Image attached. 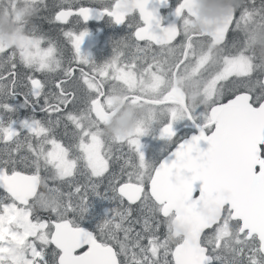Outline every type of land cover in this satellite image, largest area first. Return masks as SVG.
I'll use <instances>...</instances> for the list:
<instances>
[{
    "label": "snow or ice",
    "instance_id": "1",
    "mask_svg": "<svg viewBox=\"0 0 264 264\" xmlns=\"http://www.w3.org/2000/svg\"><path fill=\"white\" fill-rule=\"evenodd\" d=\"M150 4L59 0L56 41L33 22L45 0H0L20 31L16 45L0 43V264H264V0H238L208 36L189 30L194 0H178L167 26L158 8L168 0ZM93 15L130 30L102 65L81 53L87 30H75ZM185 80L202 85L203 105L185 102ZM117 99L149 112L111 135ZM21 107L32 115L18 117ZM179 121L196 133L174 140ZM154 123L175 144L158 165L140 140ZM105 179L110 196L98 191ZM90 194L116 204L95 232L78 224ZM217 196L219 216L207 222L198 210ZM173 218L190 222L185 237L173 239Z\"/></svg>",
    "mask_w": 264,
    "mask_h": 264
},
{
    "label": "flooded vegetation",
    "instance_id": "2",
    "mask_svg": "<svg viewBox=\"0 0 264 264\" xmlns=\"http://www.w3.org/2000/svg\"><path fill=\"white\" fill-rule=\"evenodd\" d=\"M92 1H90V0H82V3L85 6H91V5L94 4V0H92ZM260 2H261V0H257V4H259ZM177 3H178V0H168V6L167 7H159L158 8V14L162 18L161 19V23H162L163 26H166L171 21L172 22L175 21V18L172 15V12L174 11V8L177 5ZM237 3H238V0H195L194 1L193 11L197 10L199 8L215 7V8H226L232 14L233 8H234V6ZM0 7H3V6L0 5ZM53 13H52V15H53ZM2 14H3L2 11H0V43L4 44V42L6 40V37H7L6 33L8 32V25H10V24L16 25V24H15V22H12V23L9 24L8 17H7V21L5 23H3V20L1 19V17L4 18L5 15H2ZM195 15H197V14H195ZM207 18L209 20L215 19V18H212V17H207ZM207 18H204V19L209 21ZM69 19H72V18L70 17ZM189 20H190V29H189L190 32L199 33L200 34V31H199V28H198V26L196 24V21L192 18V16L189 18ZM104 21L109 22L110 30H108V31L95 30V31H93L92 36L90 34L88 36H86L84 38L82 44H81V53L84 54V55H87L88 58L92 62L97 64V65H102L103 63L109 61L112 58L113 54H114L113 53L114 43L116 41L121 40V39L127 38L129 36V34H130L129 28H127V30H120L121 27L124 28L127 23L121 24L119 27H116L111 22L110 18L107 17V16H102L101 19L98 22H93V21H87V22H80L79 21V22H80V24L85 25L84 27H89V28L95 27L96 28V27L100 26V24L102 22H104ZM217 26H219L217 23H211L210 24V30L215 31ZM132 31H134V29ZM53 38H54V36L49 37V39H53ZM101 38H103L102 42H104V46L103 47L100 44L96 45L98 43V41H100ZM230 39H231V37H230ZM257 55L264 57V40L259 41L258 44H257ZM85 70H87V69H85ZM36 77L37 78H42L40 76V74H36ZM181 87H182V95H183V97L185 99V102L188 105L201 106V105L204 104L205 98L202 95L197 93L200 90L201 85L198 87V83L195 80H185L183 82V84L181 85ZM163 91H166V89H164ZM117 95H122V94L118 92ZM10 102L14 103V104H21L23 102V96H19L15 100H12ZM42 105H43V100H41V102H40V106H42ZM128 105L129 104L124 102L122 99L115 100V102L112 105V109H111V111L115 110V112L110 117H108V119H107V121L105 123L104 131L106 133L111 134V135H116L117 134V132L115 134L113 133L112 129L110 128V124L116 118L122 117L123 111H126L127 114L130 115V117H133L134 114L138 113L139 115H142L143 119H144L148 115L149 105L141 103V104H137V105H134V106H131V107H127ZM31 115H32V109L31 108H23V107H21V108L18 109L17 116L20 117V118H24L26 116H31ZM35 115H36L37 119H43L46 114L45 113H41L39 111V106H38ZM173 127H174V129L176 131V137L173 138L174 140H176V139H185V138H187V137H189V136H191V135L196 133V130L194 128L188 127L186 125V122H184V121H179V122L175 123L173 125ZM70 130H71V125H69V131ZM58 131H59L61 137H63V135H64L63 125H61V127H60V129H58ZM150 133H154L152 128L149 131V134ZM154 136H155V133L152 136V138H154ZM156 136H157V134H156ZM21 139H23V137H21ZM62 142L67 143V138H65ZM11 146L13 148L15 147V145H11ZM148 146L154 147V142H153V144H148ZM174 146H175L174 143L168 142V141H165V140L162 139L160 147H163V150L161 152L157 153L159 156L154 160L153 163L156 165L158 163V161L161 159V157H163ZM3 148H4V143L0 142V159H7V156L3 152ZM124 150L126 152L127 148L125 147ZM20 154L21 155L26 154V149L23 150ZM13 156L16 157L17 154L13 153ZM20 168H22V165H20L17 170H20ZM114 170L118 173L119 172V167L116 166ZM108 175H109V173L105 174V176H108ZM77 179H80L81 182H83V178L82 177H77ZM106 185H107V179L104 180L103 185L100 186L98 191L101 192V193H105V195H109L110 196L111 195L110 192H105V187L104 186H106ZM65 189H66V187H65ZM3 195H5V194H3ZM88 197L89 198L90 197H96L98 199L101 198L100 196L91 195V194ZM214 205H215V202H214ZM95 206L96 205L93 206V212H95L96 214L86 218L87 221L84 224L79 225L80 227H82L85 230L90 231V232H95L97 230V225L100 222H102L99 219L101 217H100L99 214H97ZM105 206H106L105 207V211L108 214L110 209L116 207V204H115V202H113V201H111L109 199H106L105 200ZM199 211H205V209L204 208H199ZM219 213H220V209H219ZM174 219L175 218H173V220L171 221V225H170L171 229H172V237H173V239L183 238L181 233H176L175 234L173 232L172 222L174 221ZM181 221H183L184 222L183 224H185V225L188 224L187 222H189L187 219H181ZM190 229H191V227L190 228H185L183 225L179 226V230L181 232H189ZM50 247H53V246H50Z\"/></svg>",
    "mask_w": 264,
    "mask_h": 264
},
{
    "label": "rangeland",
    "instance_id": "3",
    "mask_svg": "<svg viewBox=\"0 0 264 264\" xmlns=\"http://www.w3.org/2000/svg\"><path fill=\"white\" fill-rule=\"evenodd\" d=\"M90 1H92V0H90ZM93 2V1H92ZM3 14L2 15H5V17L3 18V17H1V19L3 20V23H5L6 21H7V17H8V19H9V24L10 23H12V22H14V18H13V16L10 14V13H4V12H2ZM50 13H51V15H52V13H53V11L51 10V11H49L48 13H47V15L44 17V20H45V22L47 23L46 25H45V32H44V34L43 35H45V37L47 38L48 36L49 37H52V32L50 33L49 32V29H54V25L55 24H51V23H49V15H50ZM70 20H72V19H70ZM73 23H74V21H73ZM85 25H83V24H80V22H78V23H76V25H75V30L78 32V31H83V30H87V32L92 36V33H93V31H95V30H98V31H108V30H110V24H109V22H107V21H104V22H102L101 24H100V26H98V27H91V28H89V27H84ZM38 27V26H37ZM39 28V27H38ZM127 24H126V26L124 27V28H122L121 27V29L120 30H127ZM40 30V29H39ZM55 30V29H54ZM65 30H67V29H65ZM55 32L56 33H60V28L59 27H57L56 28V30H55ZM6 40H5V42H4V45H16L17 43H18V41L20 40V31H19V28H18V26L17 25H12V24H10V25H8V32L6 33ZM104 38V37H103ZM103 38H101L100 39V41H98V43L96 44V45H98V44H100L102 47L104 46V42H102V40H103ZM53 40V39H52ZM67 48H70L71 46L70 45H67L66 46ZM68 55H71V53L69 52V53H67ZM3 56V54H0V57H2ZM200 85L198 84V87H199ZM201 88H202V85H201V87H200V90L197 92L198 94H200V95H202L203 96V94H202V91H201ZM127 107H131L130 105H128ZM122 116H129L130 117V115L129 114H127V112L126 111H123V113H122ZM132 119H133V121H134V124H136L139 120H142L143 119V116L142 115H139L138 113H136V114H134L133 115V117H131ZM159 123H154L152 126H151V128L153 129V131H154V133H155V136H154V138H152V139H150V136H149V133L147 134V135H145V136H142L141 138H140V140H141V144H142V151L144 152V154H145V157H146V159L148 160V161H150V162H154V160L159 156L157 153H159V152H161L162 150H163V147H160L161 146V142H162V139L161 138H159V136H158V129H159V127H160V125H158ZM113 131V130H112ZM114 133V132H113ZM117 134H120L119 132H117ZM156 134H157V136H156ZM146 141V142H145ZM153 142H154V147H150V146H148V144H153ZM156 149V150H155ZM23 167V166H22ZM125 179H126V177H125ZM1 197V196H0ZM98 199V198H97ZM89 200L91 201V203L90 204H88V207H92L93 205H96L95 206V208H96V212H97V214H99L100 215V217L102 218V219H104L105 218V216L107 215V213H106V211H105V200L106 199H102V198H100V199H98V200H95V199H91V198H89ZM95 203V204H93V203ZM80 222V220L78 219V223ZM20 255H22V253H20Z\"/></svg>",
    "mask_w": 264,
    "mask_h": 264
},
{
    "label": "water",
    "instance_id": "4",
    "mask_svg": "<svg viewBox=\"0 0 264 264\" xmlns=\"http://www.w3.org/2000/svg\"><path fill=\"white\" fill-rule=\"evenodd\" d=\"M195 1V0H194ZM153 4H154V0H153ZM153 4H150V7L153 6ZM209 8H199L197 10L193 11V15L192 18L196 21V24L199 28L200 34L202 36H208L210 35L212 32V30H210V24L211 23H217L218 25H221L225 20H227L230 16L231 13L230 11H228V9L226 8H215V7H211L212 11H209ZM59 10V9H58ZM203 10V11H202ZM200 15H199V14ZM197 14V15H195ZM55 13H53L52 16H54ZM200 16V17H199ZM203 16V17H202ZM207 17H212L215 18L213 20H209ZM204 18H207L209 21L205 20ZM101 18L97 19L95 17V15L92 16V18H90L88 21H93V22H98ZM223 19V20H222ZM80 22H84V21H80ZM112 22V21H111ZM172 22V21H171ZM169 22V23H171ZM58 23V22H57ZM116 27H119L120 25H116L114 22H112ZM168 23V24H169ZM167 24V25H168ZM166 25V26H167ZM115 112V110L111 111V114L109 115V117ZM196 130V129H195ZM191 136L187 137L190 138ZM185 138V139H187ZM175 148V146L168 151L163 157H161V159L158 161V163L156 165H158L159 163L163 162L164 160L168 159V157L170 156V153L173 151V149ZM0 191L6 195V193L4 192L3 189H0ZM222 196H217L214 198H210L206 201V203L202 204L200 206V208H204L205 211H199L198 210V215L205 221L207 222H211L213 220H215L218 215H219V205H218V200L222 199ZM215 202V205H214ZM184 222L181 221V219L177 220L174 219V221L172 222V226H173V232L176 233H181L183 237H185L187 235L188 232H181L179 230V226L183 225L185 228H190L191 224L190 222H187L188 224H183ZM54 247V245H53Z\"/></svg>",
    "mask_w": 264,
    "mask_h": 264
},
{
    "label": "trees",
    "instance_id": "5",
    "mask_svg": "<svg viewBox=\"0 0 264 264\" xmlns=\"http://www.w3.org/2000/svg\"><path fill=\"white\" fill-rule=\"evenodd\" d=\"M45 3H46L49 7H48V8H43V7H42V8H41V11H40V13H39V15L36 16V17L34 18V20H33L34 24H35L36 26L39 27L41 34H44V32H45V30H46V29H45V25H46L47 23L45 22L44 17H45V16L47 15V13H48L49 11H51L53 8H56L57 4L59 3V0H45ZM57 9H58V8H57ZM57 9H56V10H57ZM15 24H16V23H15ZM62 27H64V26H63V25H60L59 28H62ZM56 28H57V27L54 25V29H55V30H56ZM54 29H52V28L49 29V32H50V33L52 32V36H54L53 40H56V41H61V40H63V36H62L61 32H60V33H56ZM47 38H49V36H48ZM153 135H154V133H150V134H149L150 139L152 138ZM65 190H66V189H65ZM0 196H1V197L4 196L2 192H0ZM90 198H91V199L98 200L96 197H90ZM87 203H88V204L91 203V201L89 200V197H88ZM92 203H93V202H92ZM93 204H95V203H93ZM93 206H94V205H93ZM93 206H92V207H88V211H87L86 213H84L83 218H82V219H79V220H80V222L78 223L79 225L84 224V223L87 221L86 218H88V217L93 216V215L96 214L95 212H93ZM99 219H100V221H103L102 218H99Z\"/></svg>",
    "mask_w": 264,
    "mask_h": 264
},
{
    "label": "clouds",
    "instance_id": "6",
    "mask_svg": "<svg viewBox=\"0 0 264 264\" xmlns=\"http://www.w3.org/2000/svg\"><path fill=\"white\" fill-rule=\"evenodd\" d=\"M209 11L210 12L212 11L211 7L209 8ZM134 126H135L134 121L129 116L118 117L110 124V128L113 130L114 134L116 132L123 134L128 131H131Z\"/></svg>",
    "mask_w": 264,
    "mask_h": 264
}]
</instances>
